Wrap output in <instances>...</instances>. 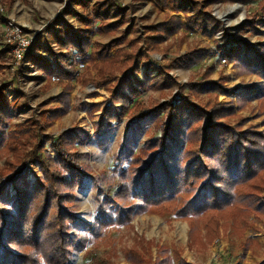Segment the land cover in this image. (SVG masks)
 <instances>
[{
  "label": "rangeland",
  "instance_id": "rangeland-1",
  "mask_svg": "<svg viewBox=\"0 0 264 264\" xmlns=\"http://www.w3.org/2000/svg\"><path fill=\"white\" fill-rule=\"evenodd\" d=\"M190 1L194 6L182 11L170 0L166 4L155 0H0V87L10 104L0 143V212L6 222L15 214L12 198L25 189L23 178L35 191L37 183L58 172L59 159L52 149L59 146L56 139L61 137L69 139L65 147L85 173L75 197L66 196L70 209L94 228L105 198L114 199L118 190L123 192L135 167L157 151L151 142L161 128L157 126L160 114L154 110L158 105L187 98L199 109L218 107L210 116L219 123L264 132V96H239L244 85L262 83L264 89V80L226 57L220 48L229 33L246 43L264 42V0ZM173 19L178 28L167 36L163 31L165 38L155 50L147 36ZM15 27L21 29V36L33 38L21 60L6 40ZM78 36L88 41L84 62L77 64L71 78L50 79L41 69V60L57 69L56 56L79 57L73 46L61 42L75 41ZM126 51H139L138 65L126 63ZM102 58L107 61L104 74L98 66ZM165 69L171 79L159 74ZM123 78L140 89L134 106H120L115 99L116 90L125 84ZM111 106L117 107L119 119L96 133V123ZM144 108L152 110L151 120L136 128L142 132L134 139L130 118ZM204 122H198V127ZM65 132L70 136H63ZM79 132L84 133L81 140L73 142ZM189 144L195 149L199 141ZM32 151L40 153L38 159H29ZM205 163L209 166L208 159ZM256 178L259 197L264 198V176L258 173ZM243 191L249 190L244 187ZM125 198L126 204L136 201L132 193ZM117 207L114 203L111 210ZM249 219L251 224L238 231L232 219L226 220L227 228L204 246L189 244L186 218L172 212L159 214L152 208L134 213L127 222L104 226L97 238L82 226L69 225L71 246L63 264H134L128 255L142 250L145 240L152 241L146 255L151 263L160 259L158 245H163L169 248V264H180L181 259L189 264H256L264 259V226L253 213ZM141 237L145 240L140 243ZM248 237L252 239L246 241ZM174 250L179 256H174ZM37 258L39 264H46L42 255Z\"/></svg>",
  "mask_w": 264,
  "mask_h": 264
},
{
  "label": "trees",
  "instance_id": "trees-1",
  "mask_svg": "<svg viewBox=\"0 0 264 264\" xmlns=\"http://www.w3.org/2000/svg\"><path fill=\"white\" fill-rule=\"evenodd\" d=\"M155 1L166 4V0ZM170 1L177 10L187 11V5L194 6L190 0ZM183 3H186L185 7ZM177 22L176 19L167 20L154 29L156 33L147 36L148 42H151L155 50L165 38L164 32H168L167 36L173 32L172 29L178 28ZM225 40L220 46L221 53L244 70L255 71L264 80V42L246 43L230 33L225 35ZM61 42L66 47L73 46L79 57L66 59L63 55L56 56L59 64L57 69H53L50 63L42 59L41 69L49 73L50 79L53 76L71 78L76 73L77 64L84 62L83 54L88 44L86 39L78 36L75 41L62 39ZM130 52L126 53L128 54L126 63L138 65L139 51ZM103 59L98 64L101 67L99 73L102 74L106 71L104 62H107ZM32 60L39 61L37 57H33ZM162 73L171 79L166 69L159 74ZM134 80L138 86L141 85L140 80L137 78ZM123 83L125 84L120 86L121 89L116 90L115 99L119 100L120 106L126 107L130 103L134 106L140 89L128 79L123 78ZM261 85L262 83L256 87L244 85L239 96L260 98L264 96ZM2 88L0 87V143L3 135L1 127L9 117L10 105ZM116 109V106L105 108L103 116L96 123V133L106 130L113 120L119 119L120 112H116ZM154 110L160 114L157 126L161 124L159 135L151 142L153 146H158L157 151L135 167L132 181L123 188V192L118 190L114 199L109 196L105 198L98 208L94 228L88 222L79 219L70 209L71 204L66 196L75 197L74 191L81 184L85 173L75 162V154L65 147L69 139L62 137L61 139L65 141L56 139L59 146L53 147L52 150L59 159V167L55 169L58 172H52L40 183L36 182L35 191L28 185L29 181L23 178L25 189H19L18 194L12 198L14 201L12 206L15 208L12 219L6 222L0 212V264H39L37 254L45 258L46 264H63L71 246L68 247L71 241L69 225L82 226L97 238L104 226L127 222L134 213L150 208L159 214L172 212L186 218L189 222L190 245H206L217 237L221 230L227 228L228 219H232L237 231L243 230L251 224L249 215L253 213L255 220H260L264 226V198L259 197L260 186L255 182L258 173L264 176V132L253 128L238 129L230 124L219 123L210 116L211 111H217L218 107L210 111L199 109L187 98L180 97L177 100L173 98L165 104L158 105ZM151 112L152 110L144 108L130 118L129 128H134V139L142 132V129L136 128H142L143 124L151 120ZM201 120H206V124L204 122L198 127ZM70 134L65 132L63 136ZM83 134L77 133L73 137V142L81 140ZM191 140L199 141L195 149L189 148ZM39 154L32 151L29 159H38ZM207 159L209 166L205 163ZM248 183L249 187L246 185ZM244 187L249 191H243ZM31 189L35 194H32ZM1 192L2 189L0 198ZM128 193H132L135 202L126 204L125 196ZM7 196L5 190L6 200ZM114 203L118 206L115 211L111 210ZM250 239L252 238L248 237L246 241ZM144 240L141 237L140 243ZM151 243L152 241L145 240L142 250L131 249L134 251L129 253L128 258L134 264H141L143 261L146 264H169L171 261V256L167 254L169 248L163 245H158L157 255L160 259L157 257L154 263H151L146 256ZM83 244L84 241L81 242V246ZM174 256H179L177 250H174ZM180 264L189 263L181 259ZM256 264H264V259Z\"/></svg>",
  "mask_w": 264,
  "mask_h": 264
},
{
  "label": "built area",
  "instance_id": "built-area-1",
  "mask_svg": "<svg viewBox=\"0 0 264 264\" xmlns=\"http://www.w3.org/2000/svg\"><path fill=\"white\" fill-rule=\"evenodd\" d=\"M21 29L19 27H15L12 33H7L6 40L10 43L11 49L14 53L16 59L21 60L25 52L29 49L32 44V37H24L21 36ZM83 66V64H80ZM52 80H58V77L53 76Z\"/></svg>",
  "mask_w": 264,
  "mask_h": 264
}]
</instances>
